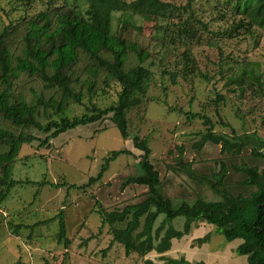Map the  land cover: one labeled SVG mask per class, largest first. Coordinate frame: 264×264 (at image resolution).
Returning <instances> with one entry per match:
<instances>
[{"label":"rangeland","instance_id":"rangeland-1","mask_svg":"<svg viewBox=\"0 0 264 264\" xmlns=\"http://www.w3.org/2000/svg\"><path fill=\"white\" fill-rule=\"evenodd\" d=\"M161 1L176 8L168 19L135 16L123 28L117 23L119 14L112 17V29L150 55L144 64L151 72L146 93L140 105L126 114L129 138L119 135L108 114L102 121L58 135L47 146H39L38 141L23 145L12 170V179L22 184L10 189L0 205V264H143L145 259L162 263L155 251L144 257L135 253L125 256L122 245L110 244L109 226L100 228L98 208L107 213L121 211L146 196L144 186L122 188L126 178L140 174L142 152L132 146L133 136L148 140L149 160L158 172L161 193L174 205L197 198L217 201L210 183L222 162L227 170L223 180L227 190L244 196L255 190L241 184L245 176L233 166L245 163L261 170V162L250 157L249 148L236 156L222 154L220 145L210 142L199 148L197 143L206 127L202 119L191 114L207 117L217 135L255 132L264 139V28L245 26L230 36L229 29L239 18L236 0ZM86 8L84 0H0V32L9 28L7 45L16 58L21 56L29 19L46 13L55 25L57 13L69 9L84 12ZM190 26L193 34L187 40L183 31ZM184 53L193 61L192 73L185 68ZM103 57L108 59L109 55ZM92 64L87 56H80L68 75L83 81L86 67ZM133 64L134 57L128 61V65ZM250 70L256 80L247 75ZM103 76L98 75L97 89L90 97L85 88L81 104L69 103L64 116L79 117L92 106L104 109L116 103L120 86L111 82L103 87ZM33 92L44 100L59 98V92L46 88L38 76L20 74L13 85L14 95L21 94L29 102ZM0 127L13 129L2 120ZM27 132L45 138L37 130ZM124 149L131 155L118 156L99 182L82 188L89 178L96 177L111 151ZM60 219L69 240L67 247L57 240ZM162 219L158 217L154 228ZM183 221V217L174 219V228L180 230ZM207 234L206 244L191 248L196 244L192 239ZM240 242H226L214 226L201 223L188 235L172 240L162 257H183L190 263L247 264L245 256L227 250ZM216 250L227 252L218 259L213 255Z\"/></svg>","mask_w":264,"mask_h":264},{"label":"trees","instance_id":"trees-1","mask_svg":"<svg viewBox=\"0 0 264 264\" xmlns=\"http://www.w3.org/2000/svg\"><path fill=\"white\" fill-rule=\"evenodd\" d=\"M84 1L87 4L84 12L75 9L59 12L55 16V25L46 13L29 19L23 36L21 56L16 58L7 45L9 28L0 32V120L13 128L9 130L0 127V205L10 189L22 184L21 181L12 179V170L23 145L38 141L39 146H47L50 140L58 135L102 121L108 114H111V122L119 135L123 139L129 138L126 114L130 108L140 105L146 93L151 72L144 64L150 55L136 42L127 41L112 29L113 14H119L117 23L124 28L135 16L168 19L176 8L161 0ZM235 11L239 18L229 29L230 36L232 32H238L245 26L264 28V0H236ZM191 18L192 15H189L188 21ZM183 32L186 33L185 39L192 38L191 26ZM103 54H108V59L104 58ZM80 56H87L93 63L86 67L87 78L83 81L78 77L72 79L71 75H68L69 69L71 70ZM133 57L135 64L128 65L129 59ZM184 57L185 68L192 73L193 61L189 56H185V53ZM100 73L104 74L101 80L103 87H109L111 82L120 86L116 103L104 109L92 106L87 113L79 117L64 116L70 102L82 103L85 88L87 96L90 97L94 93L97 89L95 80ZM20 74L38 76L46 88L59 92L58 100L52 97L44 100L35 92L29 102L21 94L15 96L13 85ZM241 74H246V71L243 70ZM247 75L256 80L251 70ZM241 82L242 79L239 83ZM195 116L202 119L206 127L205 133L197 143L199 148L210 142L220 145L222 154L235 156L249 148L250 157L261 162V170L245 163L233 166L235 171L245 176L241 184L255 190L247 196L234 195L227 190L223 186L227 170L222 162L216 179L210 183L211 190L219 197L217 201L197 198L191 203L182 201L174 205L161 193L158 172L149 160L151 151L148 140L133 136L132 146L142 152L138 162L140 174L126 178L122 188L130 185L144 186L147 188L146 196L143 201L128 205L121 211L107 213L98 208L100 228L109 226L112 237L110 244L116 242L122 245L125 256L135 253L144 257L152 251L159 255L168 252L172 240H179L188 235L191 228L199 223H207L214 226L215 232L222 235L226 242L236 239L242 241L234 253L245 256L247 264H264V139L255 132L233 137L217 135L207 117L191 114V117ZM40 118L43 120L40 121ZM30 129L37 130L45 135V138L38 139L27 132ZM120 155H131V152L126 149L111 151L104 158L96 177L89 178L82 188L99 182L110 163ZM69 187L79 188L76 185ZM159 216H163V219L154 228ZM178 217L184 218L180 230H176L172 223ZM209 238V234L196 238L193 240L196 244L191 247L201 246L207 243ZM57 240L65 247L69 245L61 219ZM160 258V264H204L190 263L183 257ZM143 264L157 263L145 259Z\"/></svg>","mask_w":264,"mask_h":264},{"label":"crops","instance_id":"crops-1","mask_svg":"<svg viewBox=\"0 0 264 264\" xmlns=\"http://www.w3.org/2000/svg\"><path fill=\"white\" fill-rule=\"evenodd\" d=\"M199 224H201V223H199ZM192 240H194V239H192ZM192 240H191V241H192ZM236 240H240V239H236ZM241 242H242V241H241ZM241 242H240V243H241ZM240 243H239V244H240ZM205 244H206V243H205ZM239 244H238V245H239ZM236 247H237V246H236ZM236 247H235V248H236ZM191 248H193V247H191ZM235 248H234V249L229 248V249H227V250H229V253H230V250H233V251H234ZM227 250H226V251H221V252L218 251V250H216V251H218V252H216V254H213V255H214L216 258L220 259V258L222 257V254L224 255V253H226ZM167 253H168V252L162 254L161 256H166Z\"/></svg>","mask_w":264,"mask_h":264}]
</instances>
